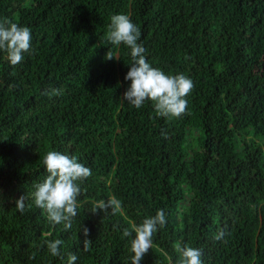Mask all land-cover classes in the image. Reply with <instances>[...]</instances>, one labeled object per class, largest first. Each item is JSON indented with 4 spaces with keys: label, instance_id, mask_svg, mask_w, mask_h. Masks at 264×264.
<instances>
[{
    "label": "trees",
    "instance_id": "obj_1",
    "mask_svg": "<svg viewBox=\"0 0 264 264\" xmlns=\"http://www.w3.org/2000/svg\"><path fill=\"white\" fill-rule=\"evenodd\" d=\"M115 14L139 26L152 67L192 79L180 118L121 98L132 60L107 40ZM5 20L30 28L33 51L12 66L0 50V264H65L70 252L131 264L123 228L160 209L167 224L141 264H178L177 243L202 264H264V0H0ZM50 150L92 170L67 232L34 203L15 207L48 175ZM111 196L123 214L91 212ZM57 238L63 261L45 244Z\"/></svg>",
    "mask_w": 264,
    "mask_h": 264
},
{
    "label": "clouds",
    "instance_id": "obj_2",
    "mask_svg": "<svg viewBox=\"0 0 264 264\" xmlns=\"http://www.w3.org/2000/svg\"><path fill=\"white\" fill-rule=\"evenodd\" d=\"M141 35L139 26L132 22L129 15L115 14L110 17L107 31L108 42L115 46L121 44L126 46L130 49L132 60L129 71L124 77L125 81L131 83L121 98L136 109H140L147 101H151L159 116L180 118L186 113L188 101L185 97L193 90L194 83L191 78L182 73L169 75L159 68L152 67L146 60L145 47L138 42ZM31 41L30 28L7 20L0 22V50L7 53V60L12 66L20 64L25 53H32ZM105 59L119 58L108 51ZM62 92V89L51 88L45 90L44 95L59 96ZM43 164L48 175L42 182L34 185L32 192L16 199L15 207L23 213L34 203L47 214L48 220L53 225H62L65 232L70 231L80 207L78 198L82 192L81 184L92 175V170L78 162L76 156L55 150L45 154ZM98 210L104 213L111 210L113 215L124 212L122 202L116 196L97 201L91 212L96 213ZM166 224L167 214L160 209L154 216L145 218L142 223L138 225L132 223L130 228H123V237H132L133 233L135 234L131 240L133 253L131 264H141L144 256L153 246L154 234L158 229L165 228ZM80 231L84 237L82 249L89 251L91 246V240L88 238L89 229L81 225ZM225 235L224 230H218L214 239L223 240ZM45 244L51 256L64 260L61 252L64 245L62 239L46 240ZM175 251L182 257L178 264H202V252L198 248L181 246L177 243ZM77 260V254L70 252L67 254L65 264H76Z\"/></svg>",
    "mask_w": 264,
    "mask_h": 264
}]
</instances>
